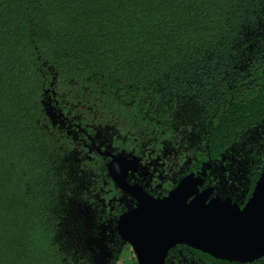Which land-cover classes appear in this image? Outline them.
I'll return each mask as SVG.
<instances>
[{"label":"trees","instance_id":"trees-1","mask_svg":"<svg viewBox=\"0 0 264 264\" xmlns=\"http://www.w3.org/2000/svg\"><path fill=\"white\" fill-rule=\"evenodd\" d=\"M88 135L154 165L161 194L205 171L246 200L264 158V0H0V264H136L116 233L105 263L91 242L129 206ZM165 264L264 256L181 243Z\"/></svg>","mask_w":264,"mask_h":264},{"label":"water","instance_id":"water-1","mask_svg":"<svg viewBox=\"0 0 264 264\" xmlns=\"http://www.w3.org/2000/svg\"><path fill=\"white\" fill-rule=\"evenodd\" d=\"M88 137L93 149L110 157L107 168L115 185L135 200L111 231L131 247L136 264H165L168 250L181 243L221 259L250 262L264 256V158L242 205L230 196L210 197L211 187L200 189L205 171L187 173L166 194L155 196L127 180L140 165L137 155L112 152L111 146L102 149Z\"/></svg>","mask_w":264,"mask_h":264},{"label":"flooded vegetation","instance_id":"flooded-vegetation-1","mask_svg":"<svg viewBox=\"0 0 264 264\" xmlns=\"http://www.w3.org/2000/svg\"><path fill=\"white\" fill-rule=\"evenodd\" d=\"M89 143H90V141H89ZM89 143H84V144L89 147L90 151H92L93 150V147H92L93 145H91ZM101 147H102V149L105 148V146H101ZM112 152H117V151L112 149ZM105 157L107 159V161H106L107 163L106 164H108V162L110 160V157L109 156H105ZM227 160H229V161L225 162ZM222 163H226L228 165L229 169H227V170H229L230 172H233L232 170L235 169L236 165H238L237 158L233 154L224 156L222 158ZM212 164L215 166L214 163H212ZM112 165L115 168H117V162L114 161ZM211 166H212L211 164H208V167H211ZM225 168L226 167H222V171L226 170ZM155 172H156V168H155L154 165L150 166L148 164H145L140 159V165H138L137 170L135 172H130L129 171V173L127 175V180L130 183L138 182V183L142 184L143 188L146 191L150 192L152 195L162 196V195H164V194H161L162 189H163V182L160 179V176L156 177V173ZM232 179L234 180V178H232ZM206 187H211L212 188V193L210 194V197L214 196V195H218V196H221V197H228V196L231 197V194L235 193V191H237V187H236V185H234V182H231V181H228V180L227 181L226 180H220V179H218V177H217V180L216 179L211 180L210 178L207 177V173H206L204 182L200 186V189L206 188ZM121 193H122L121 194L122 197L118 198V200L125 199L124 201H126V203L128 204V206H129L128 208H130V207L135 205V200L134 199L129 197L123 191H121ZM239 198H240V204L242 205L245 202V200L243 198V195L239 194ZM105 228H106V226L102 225V230L100 232V236L98 237L99 239H101L103 241V243H102V244H104L103 248H106V251H103L102 254H100V258L102 257L101 258L102 263L107 261L108 260L107 257H110V255H111V252L108 250V244H107L106 241H108V242L111 241L112 240V236L115 235L114 234L115 232L111 231L112 228H108L109 231H110V235L107 237V234L105 233V230H104ZM105 252H106V254H103Z\"/></svg>","mask_w":264,"mask_h":264},{"label":"rangeland","instance_id":"rangeland-1","mask_svg":"<svg viewBox=\"0 0 264 264\" xmlns=\"http://www.w3.org/2000/svg\"><path fill=\"white\" fill-rule=\"evenodd\" d=\"M108 228H110V227H108ZM105 229H107V226H106V228ZM104 229V230H105ZM100 236V235H99ZM93 241L92 242H95L96 244H97V246L99 247V250H100V253L98 254V257L100 258V254H102V252L103 251H106V248H103V245L104 244H102L103 243V241L101 240V239H99V238H93L92 239ZM123 256H122V258H128V257H130V256H132V249H131V247L128 245V244H123ZM103 254H106V252L105 253H103ZM135 256V255H134ZM102 258V257H101ZM101 258H100V260H101ZM107 258H109V257H107ZM129 259V258H128ZM105 262H107V261H105ZM105 262H103V263H105Z\"/></svg>","mask_w":264,"mask_h":264},{"label":"snow or ice","instance_id":"snow-or-ice-1","mask_svg":"<svg viewBox=\"0 0 264 264\" xmlns=\"http://www.w3.org/2000/svg\"><path fill=\"white\" fill-rule=\"evenodd\" d=\"M240 214H242V213H240Z\"/></svg>","mask_w":264,"mask_h":264}]
</instances>
